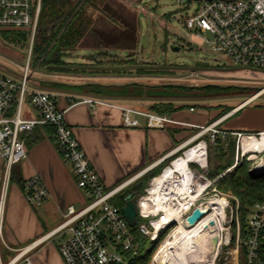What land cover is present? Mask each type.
<instances>
[{
    "label": "built area",
    "instance_id": "2783aa9c",
    "mask_svg": "<svg viewBox=\"0 0 264 264\" xmlns=\"http://www.w3.org/2000/svg\"><path fill=\"white\" fill-rule=\"evenodd\" d=\"M176 1L197 3L189 14L179 18V24L187 33L202 41L210 51L228 56L239 69L264 71V0ZM41 4L42 0H0V28L28 31L26 61L19 78L15 79L12 75L0 71V182L4 187L9 181L12 165L26 158L25 140L29 133L36 126L49 125L53 129L57 151L63 161L70 165L74 182L85 192L87 199L80 208L65 206L61 209L60 221L53 230L22 246L10 247L2 239L0 232V264H35L34 251L45 239L53 235H63L58 246V254L64 264H129L137 255L139 242L131 233V226L121 212V207L111 200L127 187L134 177L121 181L114 187H105L73 135L72 129L65 122L64 108H59L56 103L57 95L27 87L31 51L38 31ZM27 95L38 111L36 118L20 116L21 104ZM82 101L90 105L100 102L94 98H83ZM119 108L122 110V122L126 126L138 124L137 119L130 116L133 111L146 116L148 126L164 127L170 122L165 115L140 112L132 107ZM197 126L199 131L180 147L184 149L181 154L176 155L160 169L163 173L167 166L176 158L184 156L190 149L203 152L201 156L204 166L197 160L187 162L188 170L193 177L191 189H196L201 184L202 186L198 188L194 200L189 197L182 200L183 203L188 201L189 205L187 209H183L181 219L183 221L193 207L203 204H207L211 212L213 202L220 200L217 205H220L221 210H215V214L212 215L215 220L213 222L218 227L216 246H227L232 241L233 249L236 251V264H240L239 257L242 258L243 264H264V195L250 207L247 213L246 235L242 240L238 201L233 195L219 192L216 188L217 180L236 164L238 154L243 155L247 152L257 154L264 151V147L254 149L244 143V140H262L264 131H223L216 127L215 121ZM202 134L205 135V139L190 145L193 139H197ZM230 135H234L235 140V162L224 171L210 177L206 149L210 145H215L218 139L226 145ZM150 183L151 180L143 189V193L135 196V205L136 218H139L138 232L154 242L158 234L173 222L156 228L154 222L161 218L162 214L142 212L139 199L144 194H148ZM22 187L23 197L30 205L39 204L47 195V190L38 176L25 179ZM231 198H234L233 202ZM204 216L205 213L201 218ZM11 249L15 253L3 262V251L6 253V250Z\"/></svg>",
    "mask_w": 264,
    "mask_h": 264
},
{
    "label": "crops",
    "instance_id": "0c3cea01",
    "mask_svg": "<svg viewBox=\"0 0 264 264\" xmlns=\"http://www.w3.org/2000/svg\"><path fill=\"white\" fill-rule=\"evenodd\" d=\"M83 19L86 24L74 46L80 49L95 50L86 49L88 54L76 56L75 62H66L62 58L65 54L59 55L61 60L72 64L75 69L85 67L83 64H95L94 62L98 61L96 54L101 53L99 49H107V52L111 54L115 52L109 49L113 44L108 37V32L114 29L99 24H90L86 16ZM99 31L104 34H99ZM90 36L95 37V43L92 42ZM0 41V53L7 54L12 59L0 65V71L18 79L26 60L23 57L12 56L9 44L5 43L1 37ZM139 41L138 31L133 42L138 43ZM90 55L92 56L90 62L85 61ZM118 60L122 62L125 59ZM121 62L111 64V66L93 65L90 70L79 71L75 69L55 70L49 66L33 64L32 69L30 65V78L27 81L29 89H41L57 95L56 103L59 108H64L65 122L72 129L73 135L91 166L107 188L114 187L131 177L134 179L127 187L135 184L142 174L155 169L163 160L173 155L184 145L186 140L197 131V128H194L195 125L215 121L216 127L223 131H264V100L256 101L264 96V89H262L264 86L237 102H227L212 107L188 99H163L155 95L156 90H151L149 96L146 93L143 96L139 95L141 93L138 91V96L134 95L133 97L130 96L129 91L121 88H125L124 86L127 84H139V82H136L135 79L134 81L130 79L133 82L129 80L124 83L115 82L116 79L131 77L126 74H117L129 70V68L114 67ZM91 70L100 71V73L91 74L89 73ZM132 70L136 72L144 70L137 72L138 74L134 76L139 80L148 81L151 77L152 70L141 68ZM156 77L155 79H157ZM90 83L99 86L106 94L94 92L88 94L84 86ZM141 84L159 86L156 82ZM171 85L162 84L161 86ZM81 86L83 88H79ZM117 86L118 90L122 91L115 92L114 87ZM83 98H94L100 102L90 105L83 102ZM21 106V117L36 118L38 116V111L29 101L28 95ZM120 106L132 107L140 112L165 115L170 119V122H167L164 127L148 126L146 116L133 111L130 116L137 119L138 124L126 126L122 122ZM225 106L227 110L223 112ZM25 146L27 149L26 158L24 157L19 163L12 165L9 181L4 187L0 182V227L2 225L3 228L0 229V232L2 239L8 245L12 241H20L24 245L47 234L59 223L61 209L67 205L80 208L87 199L85 192L76 186L70 165L63 161L57 151L51 126H36L27 136ZM33 176L40 177L47 190V195L37 205H30L24 200L23 189L20 185L25 179ZM13 230L18 234L19 231H22L23 235L19 234L16 239L11 234ZM55 236L60 237L61 240L63 238V235L49 236L36 248L33 253L35 264H44L45 259L43 261L37 252L42 251L46 255H48V251L51 253L54 247L49 241ZM55 249L60 258L58 246Z\"/></svg>",
    "mask_w": 264,
    "mask_h": 264
},
{
    "label": "rangeland",
    "instance_id": "374dc122",
    "mask_svg": "<svg viewBox=\"0 0 264 264\" xmlns=\"http://www.w3.org/2000/svg\"><path fill=\"white\" fill-rule=\"evenodd\" d=\"M64 1H66L67 5L73 3H77V7L81 5L80 13L88 18L90 24H99L108 26L110 29H114L113 31L109 30L110 32H108V37L111 39L113 44V46L109 49L115 51L113 54L107 52V49H99L101 53L96 54L98 61H95V64H83L85 67L82 66L79 67V69H75L74 67H72V64H67L68 66H66V69L68 70H90L91 66L93 65L103 66L105 64L111 66V64H117L121 62L118 59L123 58L125 60H122L121 64L119 65H154L158 64L157 52L161 51L164 54V59H162L160 62L162 65L188 67L197 66L200 68L195 71H190L187 69H166V67L161 69L143 67L141 69L152 70V73H150L151 77H149L148 81H146L145 79L139 80L137 77H134L138 73L135 70H132L133 68H131L130 70L129 67H123L129 68V70H126L125 72H118L117 74H126L130 75L131 77L120 78L118 80L116 79L115 82L124 83L128 82V80L130 82H133L134 79L136 82H139V84H127L126 86H124L125 88H121L129 91L130 96L133 97L134 95L138 96V91L141 93L139 95L143 96V94L146 93L149 96V93L152 92L151 90H156L157 93L155 95L160 98L162 97L163 99H188L195 103H205L206 105L211 107L227 102H237L247 96H250L252 93H255L256 90H258L261 86H264V71H259L258 69L255 71H249L247 69L236 68V66L231 62L228 56H225L224 54L219 52L210 51L202 41L191 36L181 27V25L179 24L180 16L189 14L191 9L197 6V3L195 2L179 3L176 0ZM138 31L140 34V41L136 43L133 42V40L134 36L138 35ZM99 32V34H104V32L102 31ZM111 32L113 35L111 34ZM17 33L24 36L25 41L17 39ZM145 35L148 37L147 43L144 40ZM0 37L5 43L9 44L12 56L25 58L28 41L27 30H12L0 28ZM12 37L14 38V41L12 40ZM90 38H92V42L95 43V37L90 36ZM157 40L163 42L161 47H158ZM171 45L178 46V50H172L170 48ZM86 49L89 50L90 48ZM86 49L74 47L67 50L62 58L66 62H75L77 58L76 56L79 57L88 54V51ZM168 56H173L172 62L168 61ZM91 57L92 56L90 55V57H88V59H85V61L90 62ZM7 60L9 61L12 59L9 55L0 53V64L3 65V63L8 62ZM30 63L32 69L33 61H31ZM89 73H100V71L91 70ZM152 76L158 77H156L157 79H155V77ZM130 79H132L133 81ZM140 81H142L141 83L156 82V84L158 83L159 86H151L150 84L143 86ZM162 84L172 85L165 87L161 86ZM114 89H116L115 92L122 91L121 89L118 90V86L114 87ZM262 89H264V87H262ZM260 100H264V96L260 97L256 101L258 102ZM226 110L227 107L225 106L222 111L225 112ZM195 127L197 128V131H195L192 135H195L199 131L198 126L195 125L194 128ZM201 139H205L204 134H202L197 139H193L190 142V145L198 142V140ZM230 142H232L233 144L232 149L229 148ZM234 142V135H230L227 144H221V151L216 145L217 143L215 145H210L206 149L207 166L210 177L221 171H224L222 170L223 167L227 166L228 164L231 165L235 162ZM183 150L184 149L179 148L174 154H181ZM235 163L236 164L233 166V168H231L220 178L225 177L227 174L232 173L234 170H238V173L247 171L251 176L255 175L254 177L264 176V151L257 154H253L252 152H247L243 155L238 154L237 161ZM161 168V165H158L155 170H159L158 172L161 173ZM147 173H150V171ZM144 174H142L139 179L143 178ZM150 180L151 178H148L145 181L146 187L148 186ZM20 185L22 187V183H20ZM217 190L219 192L229 193L230 195H233V197L238 201L239 207V200L236 195H234L230 191H223L219 188H217ZM116 196L117 195H115L113 198H116L117 202ZM234 198H231L232 202L234 201ZM114 199H112L111 201L115 202ZM174 224L175 223H171L168 228H165L163 231H161L162 234H159L154 242L149 241L145 238V243L143 245L144 249L141 251H137L136 256L140 255L142 258H146L147 261L145 264H149L152 254L156 250L159 243L167 235H169L168 233L171 231V227ZM0 228L1 230L3 229L2 225ZM11 234L16 239H18L19 234L20 236H22L23 232L19 231L18 234L17 231L13 230L11 231ZM60 242L61 238L55 236L49 241V243H52V246L54 247L52 248L51 253L50 251H48V255H46L45 252H37V255L38 253L41 255L40 257L42 258V260L45 259L44 264H63L61 259L57 256V251L55 249V247L59 246ZM22 243L23 242L20 241H12L9 246L15 248L23 245ZM215 243L216 242L214 241V244ZM233 248V242L227 246H216L215 244V250L211 260V264H231L234 250ZM6 251V253L4 251L2 253L3 262H5L8 257L15 253L13 249Z\"/></svg>",
    "mask_w": 264,
    "mask_h": 264
},
{
    "label": "trees",
    "instance_id": "16d2710c",
    "mask_svg": "<svg viewBox=\"0 0 264 264\" xmlns=\"http://www.w3.org/2000/svg\"><path fill=\"white\" fill-rule=\"evenodd\" d=\"M81 5L77 7L76 4L67 5L64 0H42L41 12L38 20V27L36 31V37L33 41L31 51V61L33 64L41 66H49V68L55 70H68L66 69L67 63L59 58L60 54H64L67 50L75 47L80 32L85 27V22L80 13ZM17 39L25 41V37L17 33ZM14 41V38L12 37ZM143 72L144 70H137V72ZM89 92L106 94L103 89H100L96 85L84 86ZM83 88V86L79 87ZM221 141L218 140L216 144L221 151ZM232 142L229 143V148L232 149ZM177 153L171 155L167 159L163 160L159 165L167 164L169 160L175 158ZM228 164L227 166H229ZM227 166L223 167L226 168ZM159 170H151L150 173H145L143 178L139 179L135 184L121 190L117 194L113 202L117 206H122L124 203V197L131 191H135L136 197L143 193V189L146 188L145 181L148 178H152L158 175ZM149 172V171H148ZM214 176V175H213ZM216 187L223 191H230L237 196L239 200V218L241 227L242 240L246 235V215L254 203L259 201L264 195V176L254 177L247 171L238 173V170H234L232 173L227 174L225 177L220 178L216 182ZM118 203V204H117ZM139 218H136L134 224L130 227V231L134 238L139 242L138 251L143 250L145 238L137 230V223ZM160 234H162L160 232ZM159 235V234H158ZM162 236V235H161ZM160 238V236H159ZM147 239V238H146ZM232 243V241H231ZM240 264H243L242 258L239 257ZM146 258H142L140 255L134 257L129 264H145Z\"/></svg>",
    "mask_w": 264,
    "mask_h": 264
},
{
    "label": "bare ground",
    "instance_id": "6f19581e",
    "mask_svg": "<svg viewBox=\"0 0 264 264\" xmlns=\"http://www.w3.org/2000/svg\"><path fill=\"white\" fill-rule=\"evenodd\" d=\"M244 143L249 147L259 149L264 146V138L262 140H244ZM201 153L203 152L193 148L186 151L184 156L176 158L171 165L164 169L163 173H159L151 179L147 190L148 194H144L139 199L142 212L162 214V217L154 222L156 228L175 222L168 233L169 235L159 243L152 254L149 264H211L214 252L206 254L205 249L208 243H214L218 238L216 235L213 239H209L207 234L199 232V228L204 221H215L212 215L215 214V210H221L220 205H217L220 200L213 202L211 212L208 207L205 216L192 227L185 226L181 219L183 209H187L189 205L188 201L183 203L182 200H186L187 197L194 200L198 188L202 186L201 184L198 185V188L191 189L193 177L188 170L187 162L197 160L203 165ZM198 250H201L200 252L203 254ZM235 252L233 250L231 264H236Z\"/></svg>",
    "mask_w": 264,
    "mask_h": 264
},
{
    "label": "water",
    "instance_id": "95a60500",
    "mask_svg": "<svg viewBox=\"0 0 264 264\" xmlns=\"http://www.w3.org/2000/svg\"><path fill=\"white\" fill-rule=\"evenodd\" d=\"M157 1V0H156ZM147 39L148 37L145 35L144 36V40L147 43ZM163 44L162 41L157 40V45L158 47H161V45ZM170 48L172 50H178V46H174L171 45ZM163 55V58H162ZM164 59V54L161 51L157 52V62L158 64H154V65H126V66H122V65H115V68H122V67H129V68H142V67H149V68H165L166 69H187L190 71H195L197 69H199L200 67L194 66V67H188V66H173V65H162L160 62L161 60ZM169 62L173 61V56H168L167 57ZM2 65V64H0ZM238 68V67H236ZM239 69V68H238ZM30 78V77H29ZM91 84V83H90ZM147 84H143V86H146ZM255 176V175H254ZM135 199L133 198V193H128L125 197H124V203L121 206V212L123 213V215L126 217L129 226H132L134 224L135 218H136V205H135ZM208 210V206L207 204H203L202 206H195L193 207L190 212L183 218V223L185 226L187 227H192L194 226L198 220L201 218V216ZM175 223V222H173ZM199 232H202L203 234H207L209 239H213L216 235H217V230H216V226L214 224L213 221L211 220H207L204 221L200 228H199ZM203 240V239H202ZM205 240L207 241V239L205 238ZM205 240H203L205 242ZM215 250V244L214 243H208V246L205 249L206 254H211L213 253ZM199 252L201 250H198ZM201 254H203L202 252H200Z\"/></svg>",
    "mask_w": 264,
    "mask_h": 264
},
{
    "label": "flooded vegetation",
    "instance_id": "af4514ba",
    "mask_svg": "<svg viewBox=\"0 0 264 264\" xmlns=\"http://www.w3.org/2000/svg\"><path fill=\"white\" fill-rule=\"evenodd\" d=\"M129 193H133V198L135 199V191H131V192H129Z\"/></svg>",
    "mask_w": 264,
    "mask_h": 264
}]
</instances>
